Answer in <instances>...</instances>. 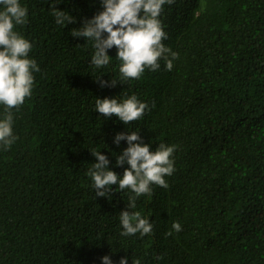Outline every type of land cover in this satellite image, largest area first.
I'll use <instances>...</instances> for the list:
<instances>
[{
    "label": "trees",
    "instance_id": "trees-1",
    "mask_svg": "<svg viewBox=\"0 0 264 264\" xmlns=\"http://www.w3.org/2000/svg\"><path fill=\"white\" fill-rule=\"evenodd\" d=\"M27 22L15 30L32 43V95L13 108L18 139L0 147V264H264V0H174L159 19L162 42L178 58L139 79L121 80L114 46L108 65L73 37L101 0H62L76 18L59 25L52 0H20ZM3 6L0 5V9ZM136 95L148 105L129 124L95 110L97 97ZM5 108L0 105V119ZM139 132L155 151L175 145L168 186L136 198L152 232L122 236L129 189L97 197L88 174L101 151L109 168L128 147L114 137ZM130 210V209H129ZM181 224V231L173 229ZM171 232V235L168 233Z\"/></svg>",
    "mask_w": 264,
    "mask_h": 264
},
{
    "label": "clouds",
    "instance_id": "clouds-1",
    "mask_svg": "<svg viewBox=\"0 0 264 264\" xmlns=\"http://www.w3.org/2000/svg\"><path fill=\"white\" fill-rule=\"evenodd\" d=\"M62 0H52L51 10L55 22L67 26L76 18L68 11L56 7ZM174 0H101L103 10L92 18H85L79 28L72 29L73 37H85L93 42L95 52L90 63L97 68L110 62L109 50L114 46L118 49L116 58L121 61L119 68L121 80H103L95 78L102 87H114L118 82L139 79L145 69L156 71L159 61H166V68H173V61L178 54L166 47L162 42L167 38L159 16L165 3ZM0 105L5 108L0 119V147L8 149L18 139L13 133L14 115L12 109L19 110L25 99L32 95L34 87L33 73L39 71L34 59L29 58L32 43L15 30L17 25L27 22L28 9L20 0H0ZM148 105L141 102L136 95L128 96L119 101L117 97H97L95 110L106 118L113 115L126 125L140 119ZM126 140L128 147L117 155L116 165L125 168L122 176L109 168L110 160L101 151H92L96 162L88 174L93 179L97 197H108L116 191L129 189L135 195L130 196L127 208L120 213L122 236L140 234L141 237L152 232L153 225L148 218L141 216L136 208V198L151 194V185L167 187L166 176L174 171L173 153L175 145L159 144L155 151L151 145L143 142L139 132H119L114 143L119 145ZM130 209V210H129ZM173 229L181 231V224L176 222ZM171 235V232L168 233ZM104 264H113L109 255L102 257ZM119 264H128L127 257H122ZM133 264H140L138 260Z\"/></svg>",
    "mask_w": 264,
    "mask_h": 264
}]
</instances>
